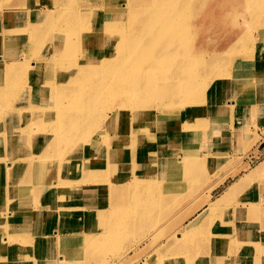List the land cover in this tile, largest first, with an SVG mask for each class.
Here are the masks:
<instances>
[{
	"label": "rangeland",
	"instance_id": "rangeland-1",
	"mask_svg": "<svg viewBox=\"0 0 264 264\" xmlns=\"http://www.w3.org/2000/svg\"><path fill=\"white\" fill-rule=\"evenodd\" d=\"M0 2H1L0 3V15H1L0 16V54L5 55L0 57V87H2L3 85L8 86V93L6 95L5 103H9L12 106V103H16L20 101L22 96L25 95L29 96L30 92H33L31 93V95L37 96V91L41 90L46 95L51 94L50 95L51 101H49V103L43 106L50 108V113L55 112L54 113L55 116H57V114L59 113L60 116H63L62 112H64V115L65 114L68 115L70 113L72 114V113L84 112L85 114L83 116H85V118L83 120L82 127L87 126L88 128H90L91 125L90 127L88 125L90 123L91 115L93 113L95 115L93 117L95 128L92 127L90 129L94 132L92 135L96 134V136L99 138L95 140V146L93 148L94 153H92L94 155L97 153V151L95 150L105 145L103 140L106 137L108 138L110 134L113 137L115 134L119 135L120 133H124L125 135L132 138L131 140L139 139V137L142 136L143 132L140 133L137 127H135V124L133 123L139 120L141 116L144 119H148L146 121H149L150 120L149 118L152 115L159 117L158 124L152 126V128L157 129L156 130L158 132L157 135L160 137V143L158 146H163V147L167 146V144L175 145L176 142L182 138L181 132L183 130L181 128H186L185 123H187L189 119H191L193 122H198L199 120H203V119L207 120L208 122H210V127L215 131L214 134H212L211 133L212 130H210V134L206 133L202 135L200 134V129H199L197 132L191 131L190 135L187 137L188 140H190L189 146L190 148H192L191 152L195 156L190 158L189 161L188 160L184 161V163L181 165L183 170H187L189 167L190 173L172 174L170 173L172 170L170 169V167H166L167 165L166 161L163 159V157H161V155L156 156L152 159L155 161H151L150 158L146 159L145 156L142 155V154H146L142 152L143 149L142 147L137 146V144H135L134 142L127 143L129 149H126L124 153L126 154L127 157L133 158V161L127 160L125 164L120 166V169L122 170V172L124 173L127 179L124 185L129 187V189L126 190V195H127L126 197L128 199L126 198L125 205L123 204L121 208L122 211L121 215L128 214L129 211L131 212L134 210L136 211V213L139 212L140 214V212H143V209L146 210L151 209L153 207V205L151 204L156 202H158L159 204L169 203L167 209L169 208L170 209L168 210L169 212L167 213L168 216L166 215L165 217H170L171 215H175L172 218V221L169 222L171 224L173 223V227L183 222L185 218H183L180 222L181 215L183 213L184 215L186 213H190L189 215L192 216L186 224H189V222L200 221V224H198V226H196L197 228L195 229V231L199 233H205L206 230H210L211 226H213V223L214 224L216 223V225L219 224V222L222 223L223 225L221 226V229L223 230L226 227H228V225L230 224L229 208L233 206L230 205V202H233V204L237 202L240 203L242 199H245V197L248 195L247 194L248 192L256 193L255 183L251 182L247 184V182H249L252 179L251 177L252 172H254V170H257L254 179L260 181L264 179V126L260 125L257 126L256 128L255 126H252L256 120L254 116H252L253 118L248 122V125L254 128L253 130L255 131V135H253L254 136L253 138L254 139L257 138L256 140L258 141L255 142L254 144L252 143L250 145L251 147L249 148L247 147L246 149L244 148L243 150L240 148L236 149L233 147L231 138H233L234 135L231 133L230 118L228 117V115L227 117L222 116L221 109L219 107H215L216 105L209 98L207 92L205 91L202 94L203 98L201 100L198 101V99H196L195 103H191L190 105L185 103V101L188 99L189 93L187 91H181V93L179 92L175 94L173 97L171 96L164 97L165 98L164 101L167 99L171 100L170 98H173L175 100L174 106L173 104H171V106L169 107L164 106V104H162L161 101L162 98L159 95L156 97L148 96L142 99L139 103L134 104L135 106L123 108L122 106H119V104H117L116 102V98H118V96H114L116 98L111 104L109 102L111 97L109 99L108 95L102 94V96L99 98L98 101L99 105L96 106L95 104L96 106L95 109L89 108L88 110H85L82 109L80 106L78 108L79 110L78 109L76 110L75 108L77 107V104L81 105L82 103L88 104L90 107L91 98L89 93H91L90 89L92 83L102 81V76L100 75L99 76L95 75L98 77H93V78L91 77L88 79L83 77L75 78L76 71L81 66L87 64L89 65L92 64L93 66V64L102 57L99 54L102 53L103 51L110 58L109 61L115 60L116 56L121 53L125 55L130 54L133 56L134 55L140 56L142 52L141 49H139L140 50L139 52L135 53L133 48H130V46H127L126 44L123 45L117 43L119 42L118 40L121 39L123 41V37L125 36L127 37V42L125 41L124 43H129V41L132 40V37H136L137 34L140 35L141 30L149 26L148 21L150 22L153 21L155 25L153 24V26L152 25L149 26L152 28V30L143 31L141 35L142 39L145 38L149 42L153 37V35L157 34V32L159 31L158 28L161 27L160 18L163 17L162 16L163 12L161 9H166L168 3H155V0H73V1L72 0H0ZM107 2H111V3L119 2L120 6L126 4L127 7L129 8L128 14L112 15L111 18L115 21L111 22L113 24L111 25L108 24V26H106V29L108 30L104 29L105 35L102 38L108 39L109 35H111L112 37L114 36L112 38L113 42L111 40L104 42L101 40L99 33L100 32L99 27L101 26L99 25L97 20H95L97 14L93 13L92 10L82 8L88 4H92V5H97L99 8L102 9L101 10L97 8L95 9L96 11H103L104 5H106ZM78 3H80L81 5ZM145 3H149V5H151V8L153 7V5H155L156 8L151 10L152 11L151 13L150 12L145 13L143 19H141L142 22L134 23L133 22V20L135 19L134 11H133L134 7L141 6V4L143 5ZM52 7L53 9H51ZM3 8H7V10L19 9L22 12L15 14L13 17L10 18V21H8V19H6L5 14L3 12ZM194 8H193V14L189 18L187 17L186 21H184L179 27L180 28L179 33L182 37L181 38L179 37V39H177V42L173 44L176 45V47L179 46L178 49L180 50V52L182 51L181 52L182 58L180 57L179 59L181 60L184 59L188 61L189 59L188 55L193 56V54H195L198 56L205 57L207 59L206 61L209 62L213 59L214 55H217L218 53L222 55V58L219 62L220 64L212 63L210 68H208L207 70H202V72L203 74H205L206 77L210 76V78L211 76L227 77L229 75L227 73V70H231L233 68V64L237 59L249 57L247 52L248 50L244 46H248L258 40L260 41V39L263 38L264 36V0H199V1L194 0ZM34 11H40V13L39 12L34 13ZM139 17L140 16H137V18ZM171 22H173V20H171ZM92 27H94V29H98L97 31L94 30L95 41H97V45L94 44L93 46L91 44H87L88 34H91L90 30ZM248 34L251 35L250 39H247V41L246 40L243 41L241 38ZM66 38L67 39L70 38L68 42H71L72 45L70 46V48L67 49L65 48V46H61L60 47L61 50H60V48H58V45H60L61 42H64V40L67 42ZM154 40L155 39H152V42ZM170 45L172 44L167 43V46ZM197 47H199L200 51H198ZM147 49L151 50L154 49V47H148ZM157 49H159L158 52H160L161 47ZM90 50L93 51L92 52L93 55H91ZM146 53H149V51H147ZM26 55L28 56L27 58L28 62L25 63V65L20 66L17 72L12 73L13 69L10 68L7 69L8 65L12 62L17 63L18 61L17 64L21 63V60H23V58H26ZM15 58L19 60L16 61ZM149 63L150 62H146L145 64H149ZM183 63L185 62L183 61ZM249 64L250 65L255 64V66L251 69L254 70V74L256 75L260 74L259 77L257 78H258V82L261 83L259 84V86H262L264 84V56L254 61L252 64L248 63V65ZM92 66L89 68L96 69L97 67V66H93V67ZM219 66L222 67V70H225L226 73L220 70ZM257 68H259V70H257ZM83 73L86 72L83 70ZM119 73L120 70H118L117 68L115 69L113 68L109 74L118 75ZM7 74L9 75L7 76ZM212 81L209 84L207 91L209 90ZM236 81L237 83L238 82L244 83V78L238 77L237 79H235V82ZM31 82H33V86L31 85ZM233 85H234L233 89L237 88L238 86L235 83ZM261 93H262V87H259L258 89L255 90L242 88V90L234 94L232 97H234V100L235 99L243 100L253 94H257L256 104H258L261 109L264 105L263 101L260 100ZM236 101L237 100H235V102ZM175 104H177V106H175ZM109 105H113V107L111 106L109 108ZM48 108H47V113L49 112ZM114 109L117 110L119 113L120 116L119 120L111 121V118H109L110 119L109 121H107L106 119L104 121L100 120L101 119L100 116L103 114L104 111L108 112V114H112L115 111ZM165 109H169L168 112H165ZM90 111H92V113L86 116V113H89ZM123 112L124 113L126 112V117L125 115L122 117L121 113ZM164 112L166 114H170L171 115L170 119H174L175 121L169 120V118L168 120H163L162 119L163 115L158 116V114L161 115L164 114ZM41 115L42 118L40 119L37 118L35 115L36 117L35 121L47 122L48 120H50L49 123L52 124L54 122V125H57L56 124L57 121H54L55 119L54 120L49 119V118H54L55 117L54 115L49 116L48 114H45L43 112L41 113ZM259 115L261 116L262 113H259ZM189 116L191 117L189 118ZM211 121H213V123ZM99 122L101 123L100 127H98ZM167 122H168V127L166 128L168 130V135L166 136V144H163L164 143L163 137L165 135L162 129ZM147 125H151V123H148ZM204 128H207V125ZM86 131L88 130L85 129L84 132L87 133ZM187 133H185V135ZM80 136H84V133L80 134L79 136H76L74 139L69 138L70 140L72 139L71 142L69 143V146H67L69 152L66 153L65 155L62 154L64 157L58 154L61 153L60 151L57 153L54 152L53 150H52V154L46 157L47 160L45 157H43L44 158L43 162L45 164V167L47 168L48 164L56 165V163L57 162L60 163V161L62 163V161L65 160L67 156H76L79 153H83V146L81 147L82 138H80ZM145 136H147L146 138V140L148 141L147 146H149L150 148L149 144L151 143V140L154 138V135L152 134L149 137V134L148 135L146 134ZM121 138L124 137L121 136ZM202 138L205 139L202 140ZM251 139H249V141H251ZM204 141L207 142L204 144ZM66 142L64 143L62 142L60 146L64 145L65 148ZM257 143H259L258 146H256ZM49 144L50 143L47 144L43 141V145H45V148H48ZM115 144L119 145L121 143L118 142ZM186 144H188V142H186ZM202 144L207 146H205L204 148H200ZM244 145L246 147L247 143H245ZM50 150L51 148L48 151L49 153ZM64 151L62 150L63 153H65ZM183 153H184L183 150L174 147L172 149L171 155H173L175 161L177 162L176 160L177 156L182 157L183 155L180 154ZM136 155H138V157ZM198 158L203 160L202 164H200ZM191 160L195 164L191 163L190 162ZM230 165L231 167L235 166L234 171L232 170L230 172ZM175 166H177V163ZM252 168H256V169H253L250 172H248ZM206 172L207 174H205ZM245 172L248 173L244 174ZM226 174L227 177L222 181V183H220V185H218L217 188L213 190L212 198L219 196L224 191V189H226L237 178L240 179V183L236 185L234 190H231L229 188L231 187V185H233L232 183L230 187H228V189H226V191L222 193L221 196H219L215 201L210 202L217 207L213 209L210 213H208L206 216H204V218H202L208 206L205 207L204 209L201 208L202 205L200 204L203 203V201L206 199V194L203 197L202 195H200V193L202 192L201 188L207 185L209 182H212L214 179L217 178L219 179V177L223 179ZM243 177L245 178L241 179ZM173 179H175V181L178 182H173V183L167 182ZM186 181L188 182V184H186ZM190 188H193V190L189 191L188 189ZM233 194L235 195L229 200V198ZM191 198L194 199L191 201L190 200ZM65 199H67L66 196ZM63 203L65 205H70L66 201H63ZM249 203L254 204L253 202H249ZM255 203L256 205L260 206L261 209L259 213V218H261L262 220L261 227L263 228L264 199L262 200L261 198H258L255 200ZM198 204L200 205L199 208H198ZM164 207L166 208L165 205ZM242 207L243 206H240L238 208L239 214L241 216H242ZM157 208L159 207L157 206ZM95 219H96V215L95 218L94 216H92L91 224L94 226L92 227V229L84 231L86 235L85 238L91 237L92 235H90V233L96 234V232H98L97 225H95L96 224ZM166 219L163 221H166ZM160 222L161 221H159V223ZM236 222L237 221L235 220L233 222L235 226L240 225ZM155 223H157V221H155ZM173 227L167 226L164 229L163 228L161 230L159 229L160 230L159 234L161 236L156 232L157 234L155 235V237L156 238L158 237L157 239L152 235L149 236L147 235L145 237H142L138 241L137 238L135 239L129 238L128 246H126L125 251L127 248L131 247V245H134V249L132 248L127 249L129 254H126V257L125 258L123 257V259L121 258L122 257L121 255H123V253L125 252L123 251L124 249H122L123 252L114 253L115 251L111 252L106 248L104 252L100 253V252H96L95 250L94 252H92L89 246L86 249L87 251L83 250L84 252L83 251L81 252L82 254L80 253V251L77 252L78 258L79 259L81 258L80 260L82 261L79 264H111L114 260L116 261L119 258L122 259L121 260L122 264H162L163 261L160 259V257H162L163 255L168 254L165 256L171 257V254L173 252H176V254H180V252L182 251L181 246H178L176 245V243H174L175 239H172L171 242H168V245H165V247L161 250V252L158 251L162 247V245L166 242L164 241L166 239L165 236H167V234H169V236L172 235L171 233L168 232V230H170V232H173L172 230L174 229ZM215 229H218V227L215 226ZM239 229L240 231L243 230L245 231V227L242 228V226H240ZM253 229L254 232L260 231L261 232L260 235L263 236L264 239V230L263 231L260 230L259 223L255 222V224L251 225V230ZM46 235L49 241L52 242L53 235H48L47 233ZM98 238H99V234H98ZM97 239L96 237H94V240H92L90 244L93 243L92 245H95ZM57 240L58 238L56 237L55 242ZM203 241L205 242V240ZM211 241L213 243V239H211ZM100 243L101 242H99V244ZM74 245H75L74 242L62 243L60 241L58 243L56 242L52 244L51 247L52 250H54L56 246L59 248L60 251L59 254L61 257L60 258L61 263L59 262V264H63L64 258L67 257L68 254L67 246H74ZM172 245H174L173 246L174 249L171 248ZM225 246L228 247L227 243L225 244ZM192 249H186L184 251V255L187 258L183 255V257H185V260L183 261V263L181 260L180 264H197L195 262H197L198 259L201 258L203 264L205 263L207 264V261L210 262L211 259H216V258L218 261L217 260H215V262L211 261V264H230V260L227 261L224 259L225 257L221 258V256L218 257L212 256L211 259L209 260V258L206 255L201 254L206 250L203 249V247L197 249L198 251H201V253H196L198 251L197 250L193 251ZM70 252H72V248L70 249L69 253ZM243 253H245L244 250H242V256H245ZM55 255L56 253L55 251H53L51 254L52 259H54L57 256ZM178 257L181 258L180 255H178ZM15 259H20L22 263L25 262L24 260L25 258H23V256H20L19 258H15Z\"/></svg>",
	"mask_w": 264,
	"mask_h": 264
},
{
	"label": "bare ground",
	"instance_id": "bare-ground-1",
	"mask_svg": "<svg viewBox=\"0 0 264 264\" xmlns=\"http://www.w3.org/2000/svg\"><path fill=\"white\" fill-rule=\"evenodd\" d=\"M125 3H126V1H125ZM155 3H168L166 9H161L163 12V14H162L163 17L160 18L161 20L159 19L161 22L160 28H163V29L158 28L159 31L157 30L158 31L157 34H154L149 42L145 38L142 39V36H141L142 32L146 31V30H152V28L149 26H151V25L153 26V24L155 25V23L153 21H151V22L148 21L149 26L145 27L143 29L139 28V29H142L140 32V35L137 34L136 37H132V40H130L131 42L129 41V43H124L125 41L127 42V37H125V36L123 37V41L120 39V40H118L119 42H117V40H116L117 43H120L123 45L126 44L127 46H130V48H133L135 53L139 52L140 51L139 49H141L142 52H141L140 56H135V55L133 56L130 54L125 55V54L121 53V54H118L116 56L115 60L109 61L110 58L103 51L102 53H104V54H102V53L99 54L102 57L100 59H98L97 62H95L93 64V66H97L96 69L95 68H89L92 66V64L91 65L87 64V65L81 66L76 71V74H75L76 77L75 78H82L83 77V78L88 79L91 77L92 78L98 77L99 75L102 76V81L92 83V86L90 89L91 93H89L90 98H91V106L89 107L88 104H84V103H82L81 105L77 104V107H75L76 110L79 108V106L85 110H88L89 108L95 109L96 106L99 105L98 101H99V98L102 96V94L108 95L109 99L111 97V99L109 100V102L111 104L113 103L114 99L116 98L114 96H118V98H116V102H117V104H119V106H122L123 108L135 106L134 104L139 103L142 99H144L148 96H150V97L155 96L156 97L159 95L162 98V100H161L162 104H164V106L169 107V106H171V104H173V106H174L175 100L173 98H170L171 100L167 99L164 101V99H165L164 97H167V96L173 97L175 94H177L179 92L181 93V91H187L189 93V96H188L187 100L185 98V100H186L185 103L190 105L191 103H195L196 99H198V101L201 100L203 98L202 94L205 91V92H207L209 98L216 105L215 107H219L221 109L222 116L227 117V115H228V117L231 118L233 107L235 104L234 97H232L234 94L238 93L240 90H242V88H245V89L248 88V89H254L255 90V89H258L259 87H262V93H264V84L262 86H259V84H261V83L258 82V78H257V77H259L260 74L259 75L254 74V70L251 69L255 66V64H253V65L249 64L248 65V63L252 64L254 61H256L259 58L264 56V36H263V38L260 39V41L258 40V41L253 42L252 44H250L248 46H244L248 50L247 52H248L249 57L248 58H239L237 60L235 59L236 61L233 64V68L231 70H227V73L229 74L227 77H218V76H215V77L211 76V78H210V76L206 77L205 74H203L202 70H207L208 68H210L212 63L213 64H220L219 62L222 58V55L217 53V55H214L213 59L209 62L206 61L207 59L205 57L198 56L195 54H193V56L188 55V57H189L188 61H186L184 59L181 60L179 58L180 57L182 58V56H181L182 51L180 52V50L178 49L179 46L176 47V45H173L174 43L177 42V39H179V37L180 38L182 37L179 33L180 25L184 21H186L187 17L189 18L193 14L194 0H155ZM78 4H80V3H78ZM82 8L92 10L93 13L97 14V17L95 18V20H97V22L101 26V27H99V31H100L99 33H100L101 40L103 42L109 41V40H111L113 42L112 38L114 36L112 37L111 35H109L108 39L102 38L105 35V30H108V29H106V26H108V24L109 25L113 24L111 22L115 21L111 18L112 15H116V14L117 15H125V14L129 13L128 12L129 8L127 7V5L125 4V5L120 6L119 2L118 3L117 2H114V3L113 2L112 3L107 2V4L104 5L103 11H96L95 9H97V8L101 9V8H99L97 5H92V4H88ZM155 8H156L155 5H153V7L151 8V5H149V3H145L143 5L141 4V6L134 7L133 11H134L135 19L133 20V22L134 23L142 22L141 19H143L144 14L148 13V12L151 13L152 12L151 10H153ZM51 9H53V7ZM3 12L5 14L6 19H8V21H10L11 17H13L15 14L20 13L22 11L19 9L18 10H13V9L7 10V8H3ZM38 12L40 13V11H34V13H38ZM108 15H110V16H108ZM137 16H140V17L137 18ZM171 20H173V22H171ZM94 30L97 31L98 29H94V27H92L90 30L91 34H88V43L87 44H91L92 46L94 44L97 45V41H95ZM250 37H251V35L248 34V35H245L244 37H242L241 39L243 41L244 40L247 41V39H250ZM83 38H85V37H83ZM152 39H155V40L152 42ZM69 40H70V38L67 39V42L65 40H64V42H61V44L58 45V48H60L61 46H65L66 49L70 48L72 43L68 42ZM60 41H62V40H60ZM154 42H156V43H154ZM251 42H252V40H251ZM167 43L172 44V45H170L171 47L167 46ZM183 46H185V45H183ZM148 47H154V49L148 50L147 49ZM156 47L157 48L161 47L160 52H158L159 49H157ZM197 49H198V51H200L199 47H197ZM60 50H61V48H60ZM147 51H149V53H146ZM90 52H91V55H93L92 54L93 51L90 50ZM97 52H98V50H97ZM0 55H1L0 57L5 56L3 54H0ZM27 58H28V56L26 55V58H23V60H21V63H19V64H17L18 63L17 60H19V59L15 58L17 63H14V62L10 63L8 65L7 69L8 68L13 69L12 73L17 72V70H19L20 66L25 65V63L28 62ZM100 60H101V62H100ZM12 61H13V59H12ZM183 61L185 63H183ZM88 62H90V61H88ZM146 62H150V63L145 64ZM113 68L114 69L117 68L118 70H120V73L118 75H114V74L110 75L109 73ZM259 68H257V70H259ZM219 69L222 70V67L219 66ZM83 70L86 73H83ZM222 71L226 73L225 70H222ZM9 74H7V76ZM95 75H98V76H95ZM238 77L244 78V83H239V82L237 83V81L235 82V79H237ZM97 80H99V79H97ZM211 81H212V84H211L209 90L207 91V88H208L209 84L211 83ZM234 83L238 85L237 88H235V89H233ZM31 85L33 86V82H31ZM38 90H39V88H38ZM7 93H8V86L3 85L2 87H0V184L4 183L5 185H9V186L18 185L21 183H23V184H25V183L36 184V190L34 193V195H35L34 200H36V201H38L39 194L41 192V190H38V188L42 189L45 186L61 187V186L66 185V184H69V187H70V184H71L73 189H77L78 186L72 185V184H74L73 180L67 179V177H64V176H61L59 182L57 181L55 183L49 177H48L49 178L48 180L44 179L43 178L44 177L43 172L45 171L46 168H45V164L43 162L44 161L43 157H45V158L48 157V155H50V153H52V150L54 152H57V153L60 151L61 153H58L59 155H62V154L65 155L66 153L69 152V149H67V146H69V143L72 140V139L70 140L69 138L74 139L76 136H79L80 134L84 133V136H80V138H82L81 147L83 146V153H79L74 158L75 159L77 158V160L79 162L82 159H86L88 161L89 158H90V161L94 160V157H93L94 154H92V153H94L93 148L95 146V140L99 139V138L96 136V134L92 135L94 132L90 128L94 127L93 117L95 115L92 113V111H90L89 113H86V116H88L92 113L91 120H90V123L88 125L89 127L91 125V127L90 128H88L87 126L82 127L83 126V120L85 118V116H83L85 114L84 112L72 113V114L70 113L68 115L65 114L66 116L64 115V112H62L63 116H60V113L57 114V116H55L54 115L55 112L50 113V108L43 106V105L49 103V101H51V98H50L51 94L46 95L45 93H43V91L40 90V91H37V96H33V95H31V93H33V92H30L29 96H27V95L22 96L20 101H18L16 103H12V106H11V104L5 103ZM75 94H76V92H75ZM241 94H243V93H241ZM66 96H68V95H66ZM76 99H77V97H76ZM95 104H96V106H95ZM111 106L113 107V105H109V108ZM175 106H177V104H175ZM47 108L49 109L48 113H47ZM257 109L260 110V107ZM156 110H157V108H156ZM168 110L169 109H165V112H168ZM42 112L45 114H48L49 116L54 115L55 116L54 118H49V119H51V120L55 119L54 121H57V123H56L57 125H54V122L52 124L49 123L50 120H48L47 122L35 121L36 117L39 119L42 118V115H41ZM165 112H164V114H166ZM121 114H122V117L124 115L126 117V112L125 113L123 112ZM164 114H161V115L158 114V116L163 115V118H162L163 120H168V118H169V120L175 121L174 119H170L171 118L170 114H166V115H164ZM199 114H201V113H199ZM35 115H36V117H35ZM190 117L191 116H189V118ZM100 118H101L100 120H102V121H104L105 119L107 121H109L110 120L109 118H111V121H114V120H119L120 116H119V113L117 110H115L112 114H108V112L104 111L103 114L100 116ZM158 118L159 117L152 115L149 118L150 120L146 121L148 119H144L141 116V118L139 120H137L133 123V124H135V127H137V129L140 133L143 132L142 138L146 139L147 138V136H145L146 134L147 135L149 134V137L152 134L154 135V138L151 140V143L149 144L150 148H149V146H146L147 145L145 143L146 140L141 141L138 139H133V140H131V142H134L135 144H137V146L138 145H141V146L144 145L145 147H142L143 148L142 152H144V153H150L151 152L149 155V158L151 161H155L152 159L156 156L161 155V157H163V159L166 161V164H167L166 167H170V169L172 170L170 173H172V174L190 173L189 167L187 170H183L182 165H181L184 163V161H186V160L189 161L190 158L195 156L191 152L192 148H190V146H189L190 140H188L187 137L190 135L191 131L197 132L199 129H200V134H202V135H204L206 133L210 134V130H212L211 133L214 134L215 131L210 127V122H208L205 119L199 120L198 122H193L191 119H189V121L187 123H185L186 128H181L183 130L181 132L182 138L179 141H177L175 145L167 144V146L163 147V146H158L160 143V137L157 135V133H158L156 131L157 129L152 128V126H155L158 124V122H159ZM31 119H33V120H31ZM144 122H145V124H144ZM211 122L213 123V121H211ZM99 123H98V127L101 126V123L100 124ZM148 123H151V125H147ZM206 125H207V128H204ZM96 126H97V124H96ZM166 127H168V122L165 124V126H163V129H162L164 131V135H165L163 137V141H164L163 144H166V136L168 135V130ZM85 129L88 130V131H86L87 133L84 132ZM187 131H188V133H187ZM90 132H91V134H90ZM185 133H187V134L185 135ZM45 136L47 137V144L50 143L48 146L49 149L51 148L50 153L48 152L49 151L48 148H46L45 152H42L43 151V150H41L42 147H41V149H40V147H38V148H36V152L31 154V156H29L26 159H20L18 156L14 157V154H16L20 148L24 147L25 143H30V141L35 142L36 140L40 139L41 137L44 138ZM122 136L124 137V135H122ZM215 136H217V135H215ZM65 139H67V140H65ZM203 139H205V138H202V140ZM139 141H141V143H139ZM62 142L63 143L66 142L65 148H64V145L60 146L62 144ZM103 142L105 143L106 146L111 147L112 145H111L110 135L108 136V138L107 137L104 138ZM186 142H188V144H186ZM206 142L207 141H204V144ZM121 143H122V145L121 144L120 145L122 146V148L125 147L126 149H129V147L123 143V140H121ZM114 146H115V144H114ZM116 146H115V148H116ZM205 146H207V145L202 144V146L200 148H204ZM174 147L180 148L181 150L184 151L182 157L177 156V158H176L177 162L175 161L173 155H171L172 149ZM61 149L63 151L65 149V151H64L65 153H63ZM56 156H57V154H56ZM68 157L71 158V156H67L65 159H68ZM46 160H47V158H46ZM198 160H199L200 164L203 163L202 159L198 158ZM190 162L195 164L192 160ZM176 163H177V166H175ZM154 164H156V163H154ZM95 169L96 170L93 171L92 175H90V177H88V179L90 181H94L95 184L97 182H99L100 184H106V185L99 187V189L92 187V190H94V191L98 190L99 191V192H97L100 195L99 203H98V205H96V204H93L92 202H90V204H89L90 206H87L88 208L86 206H84V207H86V210L83 208L84 212H85L84 213L85 217L82 216L81 219H82V222H84V223L89 222L87 230H90L94 226L91 224L92 216H94V218H95V215H96V219H95L96 224L95 225H97V230L99 233L98 232H96V234L90 233V235H92V236L85 238L86 235H85V232L83 230L77 231L74 233L69 232L70 225L75 222V221L71 222L72 221L71 212L73 211L74 206L70 203L69 204L72 206L65 205L62 202V203H59L57 208H56L57 214L61 215L63 217V220H62V222L60 221V226L55 233L56 235L53 234V237H52L53 241L52 242L49 241L50 246L52 247L53 243H56V242L58 243L59 241L62 243H65V242H74L75 243L74 246H67L68 254H67V257L64 258L63 264H79L80 262H82L80 260L81 258L80 259L78 258L77 252L80 251V253H81L83 250L87 251L86 249L89 246H90L92 252H94V250H95L96 252L101 253V252H104V250L106 248L111 252L115 251L114 253L123 252V251H125L126 246H128V239L129 238H132V239L137 238V241H138L142 237H145L147 235L148 236L152 235L155 237V235L157 233L159 234V232L162 228L164 229L167 226L173 227V223L171 224L169 222L172 221V218L175 215H171L170 217H165L167 215V213L169 212L168 210L170 209V208L167 209V206H169V203L168 204H166V203L165 204H159L158 202H156V203L151 204V205H153L154 208L152 207L151 209H148V210L143 209V212H140V214H139V212L136 213V211L134 210L131 212L129 211L128 214H122L121 215V212H122L121 208H122L123 204L125 205V200L127 198L126 197L127 196L126 190H128L129 187H127L126 185H120V184H118V185L114 184L112 186L107 185V183L110 182L109 176H110V173L112 172L111 168L107 169L103 172L101 171V169H99V171H98V167L97 168L95 167ZM49 173L51 174V172H49ZM68 178H70V177H68ZM244 178L245 177H243L241 179H244ZM85 180H87V179H85ZM81 181L82 180H78V183ZM85 182H88V181H85ZM167 182L173 183V182H178V181H175V179H173V180L167 181ZM111 183H112V181H111ZM239 183H240V179H238L236 182H234L233 185H231V187L229 189L234 190L236 185H238ZM186 184H188L187 181H186ZM92 190L90 189V191H92ZM188 190L189 191L193 190V188H190ZM62 191H64V190H62ZM50 195H51V193H50ZM16 199L9 200V201L5 202V205H4L5 207L2 210V213L0 212V216L2 215L0 218H2V217L4 219L6 217L8 219L14 218L13 213L6 216V214L4 213L5 209L6 210L7 209L8 210L13 209V211H15L16 214H19V213H22L25 211L26 212L34 211V209L32 207H30L29 205L28 206H22L21 203ZM48 203L49 202H43V208H45L48 205ZM164 205L166 206V208L164 207ZM157 206L159 208H157ZM216 207L217 206L210 203L209 206L206 208V211L204 212L202 218H204V216H206L208 213H210ZM54 209H55V207H53L51 209L52 210L51 212H53ZM83 209H81V210H83ZM246 210H247L246 206H243L242 207V216L246 213ZM44 212H46V211H44ZM189 214L190 213H186L184 215V213H183L181 215L180 222L183 218H185ZM165 219H166V221H163ZM155 221H157V223H155ZM159 221H161V222L159 223ZM198 224H200V221L199 222H189V224H186V225L180 223L179 225L173 227L174 228V229H172L173 232H170V230H168V232L171 233L172 235L169 236V234H167V236H165L166 239L164 241H166V242L162 245V247L158 251L161 252V250L165 247V245H168V242H171L172 239H175L174 243H176V245L181 246L182 251L180 252V254H176V252H173L171 254V257L165 256L168 254H165L162 257H160V259L164 262V264H180L181 260L183 263V261L185 260V257H186L184 255V251L186 249H192L193 248L192 249L193 251L200 249L202 247H203V249H206L207 247L210 246V244H212L211 239H214V235H211L209 233L206 234V233L196 232L195 229L197 228L196 226H198ZM53 225H55V223L52 224L50 226V228H48V230L46 231V233L48 235H50L49 231L53 230V228H52ZM180 227H181V229H180ZM184 229L186 232L184 231ZM1 230H2L1 232L7 234L6 238H2L3 239L2 243H3L4 247H7L10 244H12L15 240H17V237L22 236V234H23V232H20L21 234L11 232L10 227H6V226L2 227ZM46 233L44 235H45L46 239H48ZM98 234H99V238H98ZM159 235H157V236H159ZM56 237L58 238V240L55 242ZM94 237H96V239L97 238L98 239L96 240V244L92 245L93 243L92 244H90V243L92 242V240H94ZM153 240H154V238H153ZM203 240H205V242ZM99 242H101V243L99 244ZM153 243H154V241H153ZM173 246L174 245H172L171 248L174 249ZM71 248H72V252L69 253ZM129 248L134 249V245H131V247H129ZM129 248H127V249H129ZM122 249H124V250L122 251ZM127 249L123 253V255H121L122 259H123V257L124 258L126 257V254H129ZM196 253H201V251H198ZM178 255H180L181 258H179ZM183 255L185 257H183ZM121 258H119L116 261L114 260L111 264H114V263L115 264H118V263L122 264ZM0 262H2V260H0ZM163 262H162V264H163ZM202 262L203 261L201 258V259H198V261L195 263L203 264ZM7 263L8 264H23L20 259H15L13 261L8 260Z\"/></svg>",
	"mask_w": 264,
	"mask_h": 264
},
{
	"label": "crops",
	"instance_id": "crops-1",
	"mask_svg": "<svg viewBox=\"0 0 264 264\" xmlns=\"http://www.w3.org/2000/svg\"><path fill=\"white\" fill-rule=\"evenodd\" d=\"M256 99H257V94H253L243 100L235 99L237 101L235 102L233 107L232 116H231L232 119L230 118V126H231V133L234 135V137L231 138L232 145L236 149L240 148L244 150V148L245 149L247 147L249 148L251 147L250 145L252 143L254 144L255 142L258 141L256 140L257 138L255 139L253 138L254 137L253 135H255V131L253 130L254 128H252V126H255V128L260 125L264 126V105L260 110L257 109L259 108V105L256 104L257 101ZM260 100H262L264 103V93L261 94ZM259 113H262V115L260 116ZM252 116H254L256 120L255 123L252 126H250L248 125V122L253 118ZM122 135H124V138H121ZM131 139L132 138L125 135L124 133H120L119 135L115 134L113 137L112 136L110 137L112 146L108 147L106 145H103V147H99V149L95 150L97 151V154L93 155L94 160L92 161H90L89 158L88 161L86 159H82L79 162L77 158L76 159L74 158L76 156H71V158L69 157L68 159L63 160L62 163L57 162L56 165L48 164L47 168L45 167L46 169L43 172L44 179L48 180L49 178H51L52 181L55 183L57 181L59 182L61 176H64L67 177V179L73 180L74 184L72 185L78 186L77 189H73L71 184L70 187L69 184H66L61 187L45 186L42 189L38 188V190H41V192L39 194L38 201H36L34 200L36 184L25 183L26 184L25 185L21 183L13 186L5 185L4 183L0 184L1 213L5 207L4 206L5 202L9 200H14L16 198H17L16 200H18L22 206L29 205L34 209V211H29V212L25 211L19 214H16V212L13 211V209L4 210L6 216L13 213L14 218L13 219H8L7 217L5 219L3 217L0 218V260H2L0 264H8L7 263L8 260L13 261L15 260V258H19L20 256H23V258H25L24 259L25 262L23 264H59L61 258L59 254L60 253L59 248L56 246V248L52 250L49 240L46 239L44 235L48 230V228H50V226L54 223L55 225L53 226V230L49 231V234L50 235L55 234L60 226V221L62 222L63 220V217L57 214L56 208L58 204L62 203L63 201H66L67 203H70L74 206L73 211L71 212L72 215L71 222L74 221L75 222L70 225L69 232L74 233L82 230L86 231L89 222L84 223L82 222L81 219L82 216L85 217L84 209L86 210V207L90 206L89 205L90 202L98 205L99 197H100L99 193H97L99 191L92 190V187L99 189V187L106 185V184H100L99 182L95 184L94 181H90L88 177H90L93 171L96 170L95 167L96 168L98 167V171L99 169H101L102 172L111 168L112 172L110 173L109 176L110 182L107 183V185H111V186L114 184L124 185L127 179L124 173L122 172V170L120 169V166L125 164L127 160L133 161V158L126 156V154L124 153L126 151V148L125 147L122 148L121 140H123V143L127 145V143L131 142ZM249 139H251V141H249ZM138 140L142 141L146 139L142 138L141 136L139 137ZM43 141L47 143L46 136L44 138L41 137L35 142L30 141V143H25V146L20 148L18 152L14 154V157L18 156L20 159H26L29 156H31V154L36 152V148L38 147H40V149L42 147L41 149L43 150L42 152H45L46 148L45 145H43ZM117 141L120 142L121 145L115 144L118 143ZM141 141H139V143H141ZM145 143L148 144L147 140L145 141ZM245 143H247L246 147L244 145ZM114 144L115 146L117 145L116 148ZM258 144L259 143H257L256 146H258ZM138 146L140 147L141 145ZM141 147H145V146L143 145ZM150 153H146L142 155L145 156V158L147 159L149 158ZM136 156L138 157V155ZM234 167L233 166L231 167L230 165V172L232 170L234 171L235 169ZM253 169L256 168H252L248 172H250ZM49 172H51V174ZM248 172H245L244 174ZM256 173L257 170H254V172H252L251 174L252 179L249 182H247V184L251 182L255 183L256 193L250 192L251 193L250 195V193L248 192L247 193L248 195L245 197V199H242L240 203L234 202L235 204H233V202H230V205L233 206L229 208L230 224L228 225V227H226L224 230L221 229V226L223 224L219 222V224L217 225L216 223L215 224L213 223V226H211L210 230H206L205 232L206 234L209 233L211 235L216 236L213 239V243L210 244V246L205 250V252L201 253L202 255L203 254L206 255L209 258V260L211 259L212 256L214 257L221 256V258L225 257L224 259L227 261L230 260V264H264L263 236L260 235L261 234L260 231L254 232V229L251 230V225L255 224V222L259 223L260 230L262 231L264 230V227L263 228L261 227L262 220L261 218H259V213L261 209L260 206L256 205L255 203V200L258 198H261L262 200L264 199V179L261 181L254 179ZM205 174H207V172ZM226 177L227 174L223 179H221L220 177L219 179L218 178L214 179L212 182H209L207 185L201 188L202 192L200 193V195H202L203 197L206 194V199L203 201V203L200 204L202 205L201 206L202 209L209 206L210 202L215 201L219 196L222 195L224 191H226V189H228V187H230L232 183L236 182L238 179L237 178L226 189H224V191L219 196L212 198L213 190L217 188L218 185H220V183H222V181ZM78 180H82V181L78 183ZM90 189L92 191H90ZM235 194H233L229 198V200ZM65 196L67 197V199H65ZM193 199L191 198L190 200L192 201ZM43 202H49L45 208H43ZM249 202H253L254 204H250ZM200 205L198 204V208L200 207ZM240 206H246L247 208L246 213L243 216H241L238 211V208ZM53 207H55V209L53 212H51L52 211L51 209ZM44 211H46L47 213ZM263 211H264V205H263ZM191 217H192L191 215L185 217L182 224H186ZM234 220L237 221L236 223L240 225L235 226L233 223ZM4 226L10 227V231L14 233L23 232L22 236L17 237V240H15L12 244L9 245L10 247L7 246L8 248L4 247L2 243L3 242L2 238L7 237L6 233L1 232L2 231L1 228ZM215 226H217L218 229H215ZM240 226H242V228L245 227V231L243 229H242L243 231H240L239 229ZM226 243L228 247L225 246ZM242 250L245 251V253H243L245 256H242ZM53 251H55L57 255V256L55 255L56 257L54 259H52L51 256ZM215 260H217V258L211 259V261L214 262ZM211 261L210 262L207 261V264H211Z\"/></svg>",
	"mask_w": 264,
	"mask_h": 264
}]
</instances>
